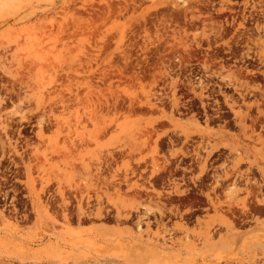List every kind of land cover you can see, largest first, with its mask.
<instances>
[{"label": "rangeland", "instance_id": "374dc122", "mask_svg": "<svg viewBox=\"0 0 264 264\" xmlns=\"http://www.w3.org/2000/svg\"><path fill=\"white\" fill-rule=\"evenodd\" d=\"M262 1L0 0V148H26V162L43 167V179L49 181L45 191L53 181L64 196L71 186L92 193L99 180L106 189H113L119 177L131 171L127 166L138 157L148 160L145 152L159 146L161 135L155 128L180 131L174 124L161 122L165 116L177 115L179 108L161 109L158 92L161 87L176 92L183 79L194 76L189 74L191 68L200 67L195 63L218 68L211 54L247 50V68L262 73L237 77L247 78V87L259 89L264 103V58H249L264 56V38L247 41L241 48L242 44L225 39L226 34V41L219 43L213 32L231 21L224 9L208 18L212 23L203 32L188 24L190 16L194 19L202 13L197 7H261ZM263 103L248 107L247 115H264ZM5 133L11 134L9 138ZM29 173L33 181L34 172ZM219 222L221 229L228 226L232 231L219 237L218 264L263 263L264 257L257 255L264 254V234L247 236L227 218ZM106 235L97 239L99 235L63 230L39 242L33 233L29 245L12 250L9 258L12 263L19 259L22 264H67L65 253L71 248L81 250L90 264L106 263L112 259L109 251L98 248L97 253L106 258L94 262L86 257L88 247L107 240L133 245L142 235L143 252L149 249L159 256L145 261L167 259L165 243L158 237L146 239L133 232L124 236L117 231ZM204 240L202 264H215L216 243L209 233H204ZM191 244L188 240L186 259L197 264L199 257ZM58 249L63 257L53 255ZM251 251L257 255L247 258Z\"/></svg>", "mask_w": 264, "mask_h": 264}, {"label": "flooded vegetation", "instance_id": "af4514ba", "mask_svg": "<svg viewBox=\"0 0 264 264\" xmlns=\"http://www.w3.org/2000/svg\"><path fill=\"white\" fill-rule=\"evenodd\" d=\"M196 9L202 13L194 19L190 16L188 24L200 28L199 32L212 23L208 19L212 14L219 15L222 9L230 13L226 19L231 21L213 32L219 43L227 39L244 48L247 41L264 38V1L261 7ZM226 34L228 38L223 39ZM210 56L218 68L207 69L195 63L200 67L191 68L189 74L194 76L186 77L187 82L183 79L176 92L161 87L157 100L160 108H179L177 115L165 116L161 122L174 124L180 131L155 128L161 135L159 146L145 152L148 160L138 157L127 166L131 171L121 175L113 189H106V183L99 180L92 193L71 186L64 196L53 181L45 191L43 186L49 181L43 179V167L26 162V148H0V264H22L19 259L12 263L9 257L12 250L26 248L33 233L39 242L63 230L72 234L117 231L124 236L133 232L142 233L146 239L158 237L165 243L167 259L142 264H188V240L199 257L196 263L202 264L204 233L211 234L216 243L212 259L218 264L219 237L232 231L227 225V229H221L219 218L238 224L235 230L247 236L264 234V115H247L248 107L263 103L262 95L254 85L247 87V78L237 77L262 71L247 68L245 49ZM249 58L256 61L264 56ZM228 64L234 67H226ZM168 129L172 131L165 133ZM10 135L4 134L6 138ZM30 170L34 172L33 181ZM124 203L133 207L126 208ZM66 251L67 264L91 263L81 250ZM256 255L247 253V258Z\"/></svg>", "mask_w": 264, "mask_h": 264}, {"label": "bare ground", "instance_id": "6f19581e", "mask_svg": "<svg viewBox=\"0 0 264 264\" xmlns=\"http://www.w3.org/2000/svg\"><path fill=\"white\" fill-rule=\"evenodd\" d=\"M44 225L47 226L46 222ZM47 228V227H46ZM56 235V233L54 234ZM58 235V234H57ZM56 235V236H57ZM115 235H120V234H115ZM107 236V235H105ZM104 235H99L97 239H101L105 237ZM130 235L129 237H131ZM96 239V240H97ZM143 243V236L140 235L137 237L136 242H134L133 245H125L122 242L115 240V241H106L104 244H99V246H91L88 247V251L86 253V257H93L94 262L95 260H99L102 258H106L105 255L98 254V248L100 250H107L109 251V254L107 256L112 259H116L115 261L112 259H107L108 261L106 263H99L97 262L96 264H142L140 262H145L146 258L152 257L154 261L157 260L159 257L157 254V251L151 252L149 249L147 250L146 253L143 252L141 249ZM93 244V243H92ZM60 250L56 251L53 255L58 256V257H63L62 253L59 252ZM23 252V250H22Z\"/></svg>", "mask_w": 264, "mask_h": 264}]
</instances>
